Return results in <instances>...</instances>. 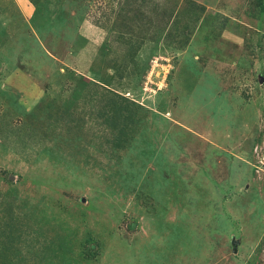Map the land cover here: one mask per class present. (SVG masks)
I'll list each match as a JSON object with an SVG mask.
<instances>
[{"label": "rangeland", "instance_id": "rangeland-1", "mask_svg": "<svg viewBox=\"0 0 264 264\" xmlns=\"http://www.w3.org/2000/svg\"><path fill=\"white\" fill-rule=\"evenodd\" d=\"M0 264H264V0H0Z\"/></svg>", "mask_w": 264, "mask_h": 264}]
</instances>
